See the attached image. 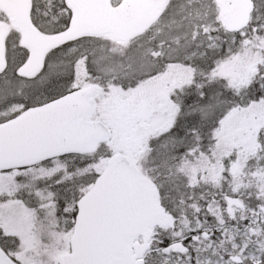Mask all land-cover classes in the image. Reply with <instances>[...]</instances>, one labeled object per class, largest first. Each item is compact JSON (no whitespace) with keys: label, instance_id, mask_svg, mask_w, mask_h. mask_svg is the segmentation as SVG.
<instances>
[{"label":"snow or ice","instance_id":"obj_1","mask_svg":"<svg viewBox=\"0 0 264 264\" xmlns=\"http://www.w3.org/2000/svg\"><path fill=\"white\" fill-rule=\"evenodd\" d=\"M0 264H264V0H0Z\"/></svg>","mask_w":264,"mask_h":264}]
</instances>
